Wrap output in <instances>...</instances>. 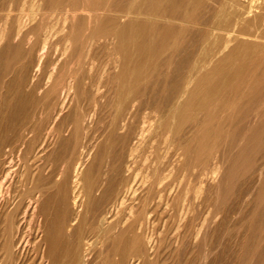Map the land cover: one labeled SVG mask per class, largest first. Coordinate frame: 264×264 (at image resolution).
Masks as SVG:
<instances>
[{
    "label": "bare ground",
    "instance_id": "bare-ground-1",
    "mask_svg": "<svg viewBox=\"0 0 264 264\" xmlns=\"http://www.w3.org/2000/svg\"><path fill=\"white\" fill-rule=\"evenodd\" d=\"M198 1L0 0V264H160L163 250L181 264H211L220 252L213 247L218 251L227 234L235 239L239 264H247L244 255H257L264 264V149L243 187V206L227 209L218 202L224 175L217 178L214 198L209 184L204 186L208 177H217L221 164V157L211 154L209 132L218 128L216 135L224 136L228 131H220L233 112L237 115L228 123L239 130L233 161L243 163L253 145L264 144V105H255L260 99L256 70L264 62V16L242 7L229 24L216 8L213 18L204 20ZM176 20L203 26L193 28L189 39L188 28ZM223 33L220 45L211 39ZM113 49L119 59L112 60ZM96 131L102 136L94 143L88 133ZM48 135L64 146L65 162L51 180L56 191H47L37 204L47 172L38 164L32 183L26 177L17 180L16 159L23 148L35 163ZM232 164L226 173L233 171ZM98 178L106 186L100 182L93 192ZM193 180V196L206 205L200 218L191 211ZM116 185L108 206L101 207L95 234L103 249L94 261L95 234L88 228V234L82 233L81 210L93 211ZM114 207L123 213L115 216ZM229 210L238 222L223 227ZM35 213L42 215H36L37 221ZM209 213L216 220L213 227ZM151 214L173 218L172 226L158 227L157 238L144 232ZM32 215L30 257L32 234L24 226ZM210 230L218 240L212 249ZM210 251L214 255L207 258Z\"/></svg>",
    "mask_w": 264,
    "mask_h": 264
},
{
    "label": "rangeland",
    "instance_id": "rangeland-1",
    "mask_svg": "<svg viewBox=\"0 0 264 264\" xmlns=\"http://www.w3.org/2000/svg\"><path fill=\"white\" fill-rule=\"evenodd\" d=\"M251 1L252 0H199L198 1V3H199V10L197 11L198 12V15L200 16V18H204V20H211L212 18H213V16H214V11L213 10H215L216 8H221L222 10H223V13L227 16V19H228V23L230 24L231 22H233V21H235L237 18H238V13H239V11L242 9V7H244V8H246L247 6H249V7H251V8H253L254 10V12H260V14L262 15V16H264V0H253L252 1V3H251ZM216 2V3H215ZM231 5V6H230ZM258 6V7H257ZM257 8V9H256ZM210 13V14H209ZM201 14V15H200ZM210 15V16H209ZM252 15V13H250L249 15H247V16H245V17H249V16H251ZM204 16H206V17H204ZM209 18H208V17ZM242 15H240V17H241ZM201 20V19H200ZM201 21H203V19L201 20ZM176 24H177V26H179V27H181V26H186V28H188V31L186 32V34H185V36L187 37V38H189L190 37V35L189 34H191V31H192V29L194 28V30L196 31V30H199L202 26H203V23L201 24V22H200V25H199V22H187V21H184V20H176V22H175ZM197 26H198V28H197ZM197 28V29H196ZM252 29H253V27H252ZM193 30V31H194ZM193 35L191 34V37H192ZM240 37H244V35L242 36V35H239ZM250 38H253V37H250ZM189 39H191V38H189ZM211 39L212 40H214V41H217V43H219V45L223 42V40L225 39V36H224V33L222 34V36H219V37H214V36H212L211 37ZM255 39H257V38H255ZM188 41V40H187ZM190 41V40H189ZM215 45V44H214ZM119 55V53L115 50V49H113V52H112V54H111V58H112V60H115L114 58H116V57H118V55ZM116 59H119V57L118 58H116ZM117 61V60H116ZM115 62H113V64H114ZM116 66L115 67H113V69H114V72H116L117 70H118V67L116 68ZM258 71V72H257ZM256 74H257V78L259 79L260 78V81H256V83L257 84H259V89H260V91H259V102H258V104H255V105H259V104H261L260 106H262V105H264L262 102H263V100H264V62H261L260 63V65H259V67L257 68V70H256ZM257 79V80H258ZM4 87L1 89L2 90V92H4ZM262 90H263V92H262ZM249 97V96H248ZM247 101H246V99L245 100H243L242 101V103L244 104V103H246ZM241 103V104H242ZM247 108H249L250 109V106L248 107L247 106ZM237 109H238V106H237ZM246 109V108H245ZM238 113V112H237ZM237 115V114H236ZM236 115H234V112H233V116L232 117H230L229 119L227 118L226 120L227 121H225L224 122V124H225V126L223 127V129L220 131V132H224V134H225V132L226 131H228L224 136H219V135H216L217 133H218V128L217 129H213V130H211L210 132H209V135H208V144H209V146L210 145H213V148H212V146H210L211 148H212V150H211V154H213V153H215V154H217V157L218 158H220L221 157V159H219L220 160V168L218 167V169H219V171L221 170V172H219L218 171V173L216 174L217 175V177L215 176L214 178L216 179V180H212V178L213 177H208L210 180H208V178L205 180V185L204 186H207L206 185V183L207 184H209L207 187H208V189L210 190V192L212 193H210L211 195V198H214V196H216V193H217V189L215 188V186L217 185V181H218V179H219V177H221V176H223L225 179H224V181H223V183H226V184H224V188H223V185H222V190L220 189V191H218L220 194L218 195V202H221L223 205H222V208H226L227 207V209H229L231 206L233 207V204H235L234 206H243L244 204V200H243V194H245V190H243L244 188V186L246 185V183L248 182V183H250V176H251V174H252V171L251 170H255V168H254V166H257V163L258 164H260L261 163V161H262V154H263V147H264V144L260 147L259 145H253L252 146V149L254 150V152L252 153V154H250V153H247L246 155H245V157H244V162L243 163H238L237 164V162H238V160H236V161H233V155L235 154V152L238 150V147H239V143H238V139H236L237 138V134H238V128H237V126H235V124L234 123H228V122H230V120H234L235 119V117H236ZM216 119H214L213 121H212V123L213 124H216ZM219 123V122H218ZM97 133H93L94 134V136H92L91 135V133H88L90 136L88 137L91 141H93L94 143H96L97 141H99V139H101V136L102 135H100V136H98L99 135V132L98 131H96ZM235 132H236V134H235ZM48 136H50V135H48ZM96 136V137H95ZM228 136H229V138H228ZM98 137V138H97ZM49 138V137H48ZM48 138H47V145L45 144V147L46 148H42L41 149V151H39V152H37L36 154H35V157H39V161L38 160H36L35 161V163L33 162V160L31 159L32 157H25V154H24V150H22L23 148H19L20 150H18V157H17V159H16V161H18V163H17V168H16V170H17V180L19 179V177L20 178H23V177H26L28 180H29V178H30V183H32L34 180H35V178H36V176H37V166H38V164L40 165V167L42 166L43 168V171H44V173H46L45 175H47V177L44 179V181L46 180V182H45V184H46V187H45V189H44V192H42L41 194H40V196L38 197V202H36L37 204H39V201L42 199V201H44L45 200V196H46V193H48L47 191H52L51 193H53L54 191H56V188H57V186H56V184H54V183H51V180L52 179H55V175H54V171L60 166V164H61V162H65V152H66V150H65V148H64V146L61 144V143H57V142H59V141H57L56 139H55V137H54V140L53 139H51V138H53V137H51L50 136V138H49V140H48ZM88 138H86L87 140H85V141H87L86 143H88ZM51 140V141H50ZM235 140H236V142H235ZM50 143H49V142ZM90 141V142H91ZM220 141V142H219ZM52 143H54V144H52ZM218 143V144H217ZM57 144V145H56ZM224 144V145H223ZM51 145V146H50ZM61 145L63 146V148H61ZM79 143H78V140H77V150H78V148H79ZM54 146V147H53ZM53 147V148H52ZM49 148V149H48ZM223 148H224V152L222 151L223 150ZM46 149L48 150V151H46ZM52 149V150H51ZM220 150V151H219ZM23 151V152H22ZM45 151H46V153H45ZM214 151V152H213ZM22 152V153H21ZM63 152V153H62ZM220 152V154L218 155V153ZM44 153V154H43ZM50 153V154H49ZM222 153H223V155H222ZM52 154H53V156H52ZM210 154V155H211ZM21 155V156H20ZM23 155H24V157H23ZM43 155V156H42ZM257 155H259L258 156V158H256L257 157ZM42 156V157H41ZM59 156V157H58ZM44 157V158H43ZM229 159H228V158ZM19 158V159H18ZM41 158H43L44 160L42 161V159ZM52 158H54V159H52ZM57 158V159H56ZM211 158L212 157H209V162L210 163H212L211 161L213 160V158H212V160H211ZM31 159V160H30ZM60 159H61V161H60ZM64 159V160H63ZM30 160V161H29ZM53 160V161H52ZM230 160V161H229ZM261 160V161H260ZM20 161H22V162H20ZM41 161V162H40ZM52 161V162H51ZM106 161H107V159H105V162H104V164L102 165V167L103 168H101L102 170L103 169H105L107 166H106ZM39 162V163H38ZM48 162V163H47ZM58 162V163H57ZM232 162H234L235 163V165H233L232 164ZM250 162H252V163H254L253 164V166L252 167H249L250 165H248ZM23 163V164H22ZM32 163V164H31ZM52 163V165H50ZM56 163H57V165H56ZM32 166H31V165ZM65 164V163H64ZM87 164V163H86ZM86 164L82 167V171L85 169V166H86ZM230 164H232L234 167H233V171L232 172H230V173H226L225 171H226V169H227V167H228V165H230ZM47 165V166H46ZM226 165V166H225ZM21 166H22V170H24V171H22L21 170ZM46 168H45V167ZM55 166H57V167H55ZM23 167H24V169H23ZM34 167H35V169H34ZM53 167L55 168L54 170H52L51 172H50V170L51 169H53ZM31 168H32V170H31ZM51 168V169H50ZM222 168V169H221ZM44 169H46V170H44ZM18 170H20V171H18ZM47 170H49V171H47ZM22 171V172H21ZM225 172V174H224V172ZM36 172V173H35ZM20 173H22V174H20ZM53 173V174H52ZM30 174H31V176H30ZM35 174V175H34ZM50 174H52V175H54V176H52V175H50ZM243 174V175H242ZM22 175V176H21ZM19 176V177H18ZM35 177V178H34ZM51 177V178H50ZM54 177V178H53ZM34 178V179H33ZM213 178V179H214ZM218 178V179H217ZM47 181H49V182H47ZM104 181V182H103ZM103 181L101 180V179H97L96 181H94L93 183V187H92V191L93 192H95L94 191V187H96V185L98 186L99 185V183H100V187L102 188V187H104V186H106V181L103 179ZM208 181V182H207ZM213 181V182H212ZM97 182H98V184H97ZM244 182V183H243ZM48 183V184H47ZM247 183V184H248ZM44 184V183H43ZM103 184H105L104 186H103ZM196 184V180H193V186L191 187V192H190V194L192 195V199H193V201H192V213L193 214H196V215H198L199 216V218L200 217H202V214L204 215L205 213H206V205H204L203 203H199L200 202V198L198 199V197L197 196H193V188H194V185ZM210 184L212 185L211 187H210ZM52 185V186H51ZM114 187H116V188H112L110 191H109V193L107 194L108 195V197L106 196V197H103V199L105 200H99L98 202H100V203H98L97 202V205L96 206H98L99 204V208L101 209V210H98L97 211V208L98 207H93L92 208V210L93 211H91V208H89V209H87L88 211H86V208H83V211L81 210V215L83 214V217H84V222L82 223V227H84V225L86 226L84 229H83V231H82V233L84 234V235H86V234H88V230H86L87 228L90 230L89 232L91 233L92 232V235H94L96 232H95V230H97L98 229V227H100L101 226V220H100V217H101V212H103L104 210L103 209H105L107 206H108V204H109V202L111 201L110 199H112V197L114 196V194H115V192H116V190H117V185L116 186H114ZM94 188V189H93ZM211 188V189H210ZM52 189V190H51ZM54 189V190H53ZM212 190H213V192H212ZM224 190V191H223ZM234 190V191H233ZM241 190L243 191V192H241ZM204 192V191H203ZM202 192V193H203ZM50 193H48L47 195H49ZM241 194V195H240ZM98 196V194H95V196ZM226 197H228V198H226ZM46 198H47V196H46ZM196 200H195V199ZM242 198V199H241ZM240 199V202L238 201ZM108 200H110L109 202H108ZM198 200V201H197ZM42 201H40V202H42ZM104 203H102V202ZM196 201V202H195ZM244 201V202H243ZM198 203V204H195V203ZM237 202H239L240 204H238ZM195 204V206H193ZM107 205V206H106ZM198 205H200V207L198 206ZM204 205V206H203ZM105 206V207H104ZM229 206V207H228ZM48 207H49V210L50 211H52L53 210V200H51L49 203H48ZM103 209H102V208ZM195 207V208H194ZM201 207H203L202 209H201ZM231 207V208H232ZM98 208V209H99ZM115 208V209H114ZM113 208V211H115V213H116V215L115 216H117V215H120V214H122L123 212L122 211H120L121 210V208L119 207V209L117 208L116 209V207H114ZM201 209L200 211H199V209ZM197 209H198V212H197ZM96 210V211H95ZM160 210H162V209H160ZM193 210H196V211H193ZM89 211H90V214L92 215L91 217H88L89 215H88V213H89ZM119 213H117V212ZM203 211H205L204 213H203ZM92 212H93V214H92ZM95 212V213H94ZM98 214H97V213ZM195 212V213H194ZM198 214H197V213ZM229 215L230 216H227V218H228V220H229V222H225V224L223 225V227L225 226H227L226 225V223H230V222H232V224H233V221H235V223H236V221L238 222V220H237V217L236 216H233L232 217V214H231V212H230V210H229ZM246 213V212H245ZM94 214H95V217H96V214L98 215L97 217H96V220L97 221H95V217H93L94 216ZM113 214H114V212H113ZM244 214V213H243ZM34 216H35V218L37 217V216H39L40 218L42 217V215H37L36 213L35 214H33ZM32 215V217L30 216V219H29V221L30 222H28V220L25 222V228H26V231L28 230L29 231V233L30 234H32L31 236H29L30 238H29V240H31V239H33V231H34V226H35V223H36V221H37V218L34 220V216ZM37 215V216H36ZM44 215V214H43ZM85 215H87V216H85ZM153 215V216H152ZM159 215V214H158ZM157 214H151L150 215V218H148L147 220H146V222H145V224H144V232L145 233H152V235H156V237L155 238H157L160 234L157 232V230H159V226L161 225V230H163V228L164 227H166L167 225H169V226H172L173 225V218L171 219L170 217H168V218H165V221L162 219V217L160 218V216H158ZM99 217V218H98ZM152 217V218H151ZM155 217H156V220H155ZM209 217H210V221H211V219L213 220V216H212V214H210L209 213ZM213 217V218H212ZM238 217H240V215L238 216ZM88 218V219H87ZM92 218H94V220L92 219ZM129 218V217H128ZM127 218V221L129 220ZM198 217H197V219H199ZM232 218H233V220H232ZM236 218V219H235ZM43 219H44V216H43V218L42 219H39V221H42L43 222ZM155 221H154V220ZM95 221V223L93 222V221ZM99 220V221H98ZM163 220V221H162ZM87 221V222H86ZM152 221H153V223H152ZM168 221H170V222H168ZM216 220H213L212 221V223L211 222H209V223H211L210 224V226L211 227H213L214 226V222H215ZM30 223V224H28V223ZM31 222H34V223H31ZM41 222V223H42ZM148 222V223H147ZM26 223L28 224V225H30V226H28V225H26ZM86 223V224H85ZM90 223H92V224H90ZM93 223H94V225H93ZM146 223H147V225H146ZM150 223H152L151 225H150ZM84 224V225H83ZM163 224H164V226H163ZM90 225V227H88ZM213 225V226H212ZM230 225V224H229ZM28 226V227H27ZM163 226V227H162ZM29 227H32V228H29ZM147 227V228H146ZM159 227V228H158ZM28 228V229H27ZM150 228V229H149ZM31 229V230H30ZM145 229H147V230H145ZM223 229V231H224V229L225 228H222ZM221 229V230H222ZM33 230V231H32ZM86 230V231H85ZM91 230H93V231H91ZM150 230V231H149ZM152 230V231H151ZM85 231V232H84ZM211 232H213L212 230H210ZM209 231V232H210ZM243 231V230H242ZM241 231V232H242ZM32 232V233H31ZM158 233V235H157V233ZM222 232V231H221ZM241 232H239L240 234H241ZM26 233H28V232H26ZM89 233V235H91ZM243 234V233H242ZM241 234V235H242ZM29 235V234H28ZM209 235H210V237L212 238V240L213 241H211L212 243H214L215 241L217 242L218 240L216 239H213V237L215 236L216 237V233H209ZM209 235H207V240H211V238L209 237ZM212 235V236H211ZM228 235V234H227ZM227 235H225L224 236V234H223V236L224 237H221L222 239V241L224 240V242L223 243H221V240H220V245H217L216 246V244H218V243H214V244H212L210 241V246L208 245V241H207V246H209L211 249H212V245H215L216 247H218V246H221V247H219L218 248V251H217V248H215V247H213L214 249H212L213 251H214V253H216V252H219L217 255H214V253L213 252H211V253H209V256L207 257V258H211V256H213L214 255V259H212V262H211V264H214L215 262L217 263V264H239L238 262H239V256H237L236 254H238V252H237V250H238V248H237V246L235 245V242H234V245H233V241L232 240H234L235 241V239H234V237L233 236H230L229 237V235H228V237H227ZM32 237V238H31ZM91 237V236H90ZM160 237V236H159ZM210 238V239H209ZM227 239V242L225 241V239ZM94 239H95V241H94ZM98 239V238H97ZM97 239H96V234L94 235V236H92L91 237V240H93V242H92V246H93V249H92V252H94V250H96L95 251V253H92L91 252V256H90V258H94L93 260L94 261H97L99 258H100V256L101 255H99L100 254V252H101V250L103 249L102 247H103V244H102V242H99L98 243V241H97ZM231 240L230 242H232V243H228V241L229 240ZM30 242V245L28 244V246H31V247H29V249L27 250V255H29L30 253H32V254H30L29 256L30 257H33L32 255H33V252H31V251H33L32 250V248L34 247V245L32 244L31 245V243H33V241L31 240V241H29ZM222 244H223V246H222ZM225 246V247H224ZM102 248V249H101ZM132 245H129V248H128V250H129V254H131L130 253V251H132ZM221 248V249H220ZM223 248V249H222ZM34 249V248H33ZM220 249V250H219ZM221 250H222V252H223V250H224V253L222 254V252H221ZM216 251V252H215ZM161 254L159 255L161 258H160V260H162V263H160V264H181V263H178V261H176V260H173V259H169V258H167L166 257V255H164L166 252L163 250L162 252H160ZM222 254V255H219V254ZM163 255H164V258H165V261H164V258H162L163 257ZM29 256H28V258H29ZM94 256V257H93ZM221 256H222V259H221ZM151 257L152 258H155L154 256H153V253H151ZM217 257H219L218 259L219 260H217ZM30 259V258H29ZM244 259H246L247 260V264H263V262L262 261H260V259L258 258V256L257 255H244ZM171 260V261H170ZM214 260H215V262H214ZM217 260V261H216ZM93 261V262H94ZM175 261V262H174ZM207 262H209V259H207L206 260ZM210 261H211V259H210ZM169 262V263H168ZM215 263V264H216ZM139 264H141V263H139ZM205 264H206V262H205Z\"/></svg>",
    "mask_w": 264,
    "mask_h": 264
}]
</instances>
